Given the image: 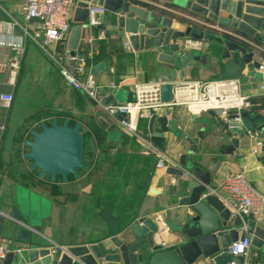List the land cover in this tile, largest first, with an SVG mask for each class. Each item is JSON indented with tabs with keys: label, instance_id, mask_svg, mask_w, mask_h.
Instances as JSON below:
<instances>
[{
	"label": "crops",
	"instance_id": "0c3cea01",
	"mask_svg": "<svg viewBox=\"0 0 264 264\" xmlns=\"http://www.w3.org/2000/svg\"><path fill=\"white\" fill-rule=\"evenodd\" d=\"M24 3L25 0H0V94L12 96L9 106L0 103V220L4 222L0 244L7 236L6 216L13 206L23 216L24 222L38 232L37 239L49 246L110 243L112 236L131 235L129 226L140 217L150 216L162 222L173 211L188 179L168 174L165 170L168 166L157 168L152 153L154 159L145 175L137 180L138 184L144 186V191L141 192L140 201L130 208V221L125 225L116 219H108L98 201L104 189L97 188L87 176L72 177V181H68V177L66 181L57 177L55 181L66 194L55 195L51 193L49 182L52 181L49 176L39 177L37 169H29L30 160L23 157L28 150L24 140L30 138L29 130L38 128L40 121L49 123L51 118H59L54 114L56 112L64 114L63 118H69L67 114L73 116L81 123V131L87 123H96L103 128V121L98 116L102 114L107 124L103 128L107 139L118 145L125 132L102 111L98 103L83 91L67 84L57 63L23 32L21 26L27 23L23 13ZM110 19L111 15L105 11L102 17L99 16V24L87 25L77 47L78 54L91 58L96 55V60L88 65L83 60L84 76H92L100 99L112 95L111 103L129 101L134 82L160 80V75L166 73L172 75L171 81L179 80L178 63L171 67L159 61L153 47L150 50H133L125 35L110 24ZM28 25L34 31V21L28 22ZM67 36L68 33L51 44L49 52L60 57L63 64L71 65L73 61L66 54ZM252 41L256 45L254 52L264 64V42ZM200 42L199 48L184 50L205 55L204 64L191 60L184 68L182 80L219 78L222 70L220 46L212 42L205 48L204 41ZM99 61L104 62V69L91 71V66ZM255 74H246L238 80L242 93L250 101L260 99L256 110L250 108L246 111L254 124L251 129L260 132L257 125L264 123V88L262 80ZM162 116L167 119L166 129L156 124L154 118L152 130L158 135H153L148 126L146 132H141L149 133L150 139L151 136L164 137V148L151 141L172 160L178 162L184 154L183 171L192 174L198 168L203 173L217 164L210 174V180L218 185L223 177L245 170L248 181L264 194V151L261 148L252 151L254 140L245 131L234 134L225 130L213 110L191 114L185 106L175 105ZM19 136L23 137L20 141L17 140ZM259 137L262 138L260 134ZM140 153L144 154L142 150ZM150 187L157 192H149ZM92 215L99 217L101 222L95 224ZM253 215L255 222L264 225V201ZM230 223L231 220H228ZM175 235L165 227L164 234L158 237L157 242L163 244L162 248H167L173 243ZM240 262L264 264V243L261 249L250 243L248 254L241 256Z\"/></svg>",
	"mask_w": 264,
	"mask_h": 264
},
{
	"label": "water",
	"instance_id": "95a60500",
	"mask_svg": "<svg viewBox=\"0 0 264 264\" xmlns=\"http://www.w3.org/2000/svg\"><path fill=\"white\" fill-rule=\"evenodd\" d=\"M86 1L90 0H78L73 9L66 44V54L70 57L83 58L77 53V47L87 26ZM91 1L111 15L110 24L125 35L133 50L153 47L159 61L171 67L178 63L179 80L183 79L184 68L191 60L204 64L206 58L197 51L184 50L181 41L189 37L204 41L205 48L212 42L220 46V79H239L256 73L264 88V71H258L262 59L254 52L256 45L252 41L264 42V0ZM104 67V62L99 61L90 70L99 71ZM159 79L162 82L161 100L169 101L172 75L162 74ZM112 99V95L103 97L101 103L107 104ZM98 116L106 128L102 114ZM243 117L246 127L253 128L246 112ZM153 121L154 117L148 120L149 131L158 135L152 130ZM257 126L263 139L260 148L264 151V123ZM29 134L30 138L24 140L28 150L23 157L30 160L29 169H37L39 177L48 175L52 182L57 177L66 181L68 175L77 178L80 170H88L83 161L84 138L79 121L70 124L67 117L61 122L53 117L49 123L40 121L38 128H31ZM184 158L185 155H181L180 166H168L166 172L180 177ZM216 166L203 173L198 168L193 170L173 211L162 222L150 216L140 217L129 226L131 235L112 236L110 243L45 245L37 239L38 232L24 222L13 206L6 216L7 236L1 245L5 255L0 264H225L233 259L240 262V258L228 252V246L248 237L253 247L261 249L264 225L255 222L253 213L247 214L244 227L239 217L230 219L229 208L217 190V183L210 180ZM210 189L216 192H210ZM149 192L156 193L157 190L150 187ZM228 220H231L230 224ZM3 226V220H0V234ZM165 227L176 235L171 246L162 248L157 240L164 234Z\"/></svg>",
	"mask_w": 264,
	"mask_h": 264
},
{
	"label": "built area",
	"instance_id": "2783aa9c",
	"mask_svg": "<svg viewBox=\"0 0 264 264\" xmlns=\"http://www.w3.org/2000/svg\"><path fill=\"white\" fill-rule=\"evenodd\" d=\"M78 0H25L23 5L26 24L23 32L46 52L57 64L62 78L72 88L83 91L88 97L100 105L102 111L112 118L122 130L135 138L142 145V153H152L155 156V166L179 167L178 162L169 158L165 152L158 148L150 139V134H143L138 126V120H149L165 114L175 105H183L191 114L201 111L213 110L217 113L223 128L237 134L245 131L254 140L253 152L259 151L263 139L259 137V130L247 128L244 123L243 112L251 108L249 97L242 93L238 79H190L171 81V99L162 101L160 96V80L136 81L132 84V100L123 103L102 104L96 94V87L90 74L84 76L83 58L69 57L73 64H63L60 57L49 52V46L64 38L72 24V14ZM87 2V25L99 24V16L105 9L93 1ZM34 21V31L29 29L28 22ZM200 40L186 37L182 40L183 48H199ZM1 67H3L1 65ZM258 71H264V64L258 66ZM12 100L10 94H0L2 106H9ZM122 115V117H119ZM191 174L183 171L181 177L189 179ZM217 190L222 194V199L230 211V217H239L242 226H245L244 216L256 213L262 202L264 194L260 193L247 179L245 170L223 177L217 185ZM210 192H216L210 189ZM224 192V193H223ZM163 245V244H161ZM250 239L232 242L227 250L240 258L248 254ZM5 250L0 244V260L4 257ZM225 264H245L236 259Z\"/></svg>",
	"mask_w": 264,
	"mask_h": 264
},
{
	"label": "trees",
	"instance_id": "16d2710c",
	"mask_svg": "<svg viewBox=\"0 0 264 264\" xmlns=\"http://www.w3.org/2000/svg\"><path fill=\"white\" fill-rule=\"evenodd\" d=\"M83 60L84 64L88 65L96 60V55L92 58L83 55ZM259 101V98L251 99L252 111L258 108L256 104ZM54 114L59 117V122L65 117L60 112ZM67 115L70 124H73L76 119ZM155 122L160 124L162 129H166L165 116H156ZM137 126L140 131L146 132L148 123L140 119ZM82 133L84 138L83 161L88 166V170H80L79 177L87 176L92 182L94 181L97 188L103 187V193L99 195L98 201L108 215V219H116L117 222L125 225L130 221L128 219L130 208L140 201L141 192L144 191V186L138 184V177L145 175L154 157L150 153L141 154V144L127 133L121 135L119 145L109 141L105 129L96 123H87ZM22 139L23 137L19 136L17 140ZM151 139L159 147L164 148V137L151 136ZM72 180V176L69 175L68 181ZM49 183L52 194H66L58 181ZM113 211H116L115 215Z\"/></svg>",
	"mask_w": 264,
	"mask_h": 264
},
{
	"label": "rangeland",
	"instance_id": "374dc122",
	"mask_svg": "<svg viewBox=\"0 0 264 264\" xmlns=\"http://www.w3.org/2000/svg\"><path fill=\"white\" fill-rule=\"evenodd\" d=\"M90 215H91V213H90ZM92 216L94 218V219H92V221L95 220V221H93V222H95V224H96V222H97V224L101 222V221L99 222V220H100L99 217H95L94 215H92Z\"/></svg>",
	"mask_w": 264,
	"mask_h": 264
}]
</instances>
